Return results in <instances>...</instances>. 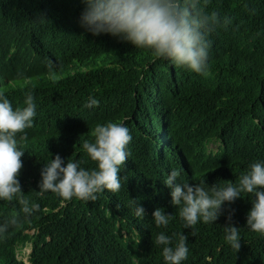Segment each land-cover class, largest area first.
Returning a JSON list of instances; mask_svg holds the SVG:
<instances>
[{
	"label": "trees",
	"instance_id": "16d2710c",
	"mask_svg": "<svg viewBox=\"0 0 264 264\" xmlns=\"http://www.w3.org/2000/svg\"><path fill=\"white\" fill-rule=\"evenodd\" d=\"M0 264H264V0H0Z\"/></svg>",
	"mask_w": 264,
	"mask_h": 264
},
{
	"label": "rangeland",
	"instance_id": "374dc122",
	"mask_svg": "<svg viewBox=\"0 0 264 264\" xmlns=\"http://www.w3.org/2000/svg\"><path fill=\"white\" fill-rule=\"evenodd\" d=\"M84 64H88V62H87V61H84V63H83V64H80V65L77 64V63H75V64L71 67L70 70L73 71V70L79 69V68L82 67V65H84ZM218 147H219V142H218L217 140H212V141H210L209 144H208V146H207L208 150H216ZM17 253H18V254H17V257H18L19 259H22V260H24V261L27 262V256H28V254L30 253V248H28V247L23 248L22 250H19Z\"/></svg>",
	"mask_w": 264,
	"mask_h": 264
}]
</instances>
